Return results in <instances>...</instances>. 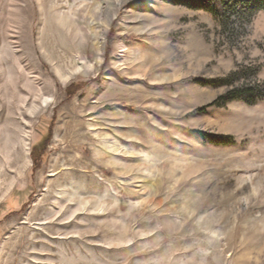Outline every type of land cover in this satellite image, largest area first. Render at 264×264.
Instances as JSON below:
<instances>
[{
  "label": "rangeland",
  "instance_id": "1",
  "mask_svg": "<svg viewBox=\"0 0 264 264\" xmlns=\"http://www.w3.org/2000/svg\"><path fill=\"white\" fill-rule=\"evenodd\" d=\"M263 81L252 0H0V264H264Z\"/></svg>",
  "mask_w": 264,
  "mask_h": 264
},
{
  "label": "trees",
  "instance_id": "2",
  "mask_svg": "<svg viewBox=\"0 0 264 264\" xmlns=\"http://www.w3.org/2000/svg\"><path fill=\"white\" fill-rule=\"evenodd\" d=\"M178 2L180 1H184L185 0H177ZM253 5L256 9L258 8H264V0H252ZM194 80V79H193ZM197 82L200 83H205V80H195ZM209 82H216V81H207ZM264 96V81L261 83H256L254 85L251 86H246L244 88H240V89H233L227 92L226 95L221 96L218 98V100L208 104V105H212L213 103H217L219 100L223 99V100H233V99H246L248 101H254L257 99H260ZM202 106L196 109V111H203L205 110V108L208 106ZM224 139H228V137L226 136ZM46 140V138H45ZM226 141V140H224ZM224 143V142H223Z\"/></svg>",
  "mask_w": 264,
  "mask_h": 264
}]
</instances>
